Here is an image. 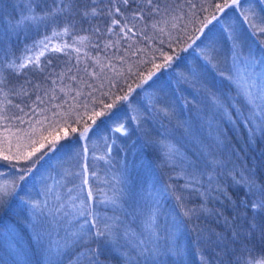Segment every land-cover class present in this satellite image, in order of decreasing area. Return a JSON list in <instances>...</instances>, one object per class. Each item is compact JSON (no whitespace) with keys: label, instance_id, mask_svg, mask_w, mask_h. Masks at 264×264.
Here are the masks:
<instances>
[{"label":"trees","instance_id":"trees-1","mask_svg":"<svg viewBox=\"0 0 264 264\" xmlns=\"http://www.w3.org/2000/svg\"><path fill=\"white\" fill-rule=\"evenodd\" d=\"M30 1L0 0V176L3 174L12 183L20 185L17 194L0 212V264H76L75 257L85 247L99 248L101 264H124L120 255L95 239L70 248L62 256L57 249L50 254L32 242L28 226L35 213L34 205L41 200L42 190L58 178L67 160L75 168L74 182L69 188L62 189V194L68 193L65 196L67 205L61 202L56 210L58 207L66 209L70 214L78 208L80 160L76 159V154L82 148V141L90 150L89 158L93 155L102 160L120 149L135 151L139 162L153 170L156 168L151 173L153 179L155 176L151 193H155L157 187L167 189L166 205L173 203L178 216L183 219L177 232L173 224H168L174 219L163 215L164 211L157 214L158 239L147 247L151 249L155 245L159 253L154 255L149 251L145 256H137L134 249L137 241L149 238L143 224L147 215L142 212V219L133 221L129 228L128 243L123 239L120 241L124 246L119 252L131 257L130 264H264V212L256 215V230L250 229L254 216L251 203L262 193L253 189L248 194L245 186H233L234 178L239 180L241 174L248 176L253 170L257 184L264 185V131L256 127L250 132L252 126L244 123L248 106L234 87H229L228 83L223 86L221 82L229 73L228 69L215 71L214 75L218 77L216 91L222 98L226 97L222 94L227 95L226 92L234 96L238 108L228 103L230 119L224 120L218 128L217 141L205 137L203 144L198 137L202 148L194 146V155L189 158L194 163L190 165L188 161L183 166L185 171L181 178L176 176L182 172L185 162H175L172 168L165 165L160 168L156 161L161 162V152L149 154L148 145H163L164 135H157L155 125L150 121H142L150 115L157 123L153 117L157 114L147 101L138 102L136 108L142 124L139 126L134 121L136 98L132 96L156 82L168 80L183 102L188 100L186 98L193 99L190 92L180 90L179 82L186 81L192 59L196 62L199 57L204 58L209 32L216 27H226L223 16L221 18L224 14L216 8L225 0H152L151 4L148 0H128L127 4L123 0ZM262 1L251 0V7L253 2L259 4ZM230 2L228 0V4ZM231 6L238 12L237 17L246 21L245 10L242 13L233 4ZM31 7L32 11L29 10ZM60 7L65 11L44 15ZM117 8L119 12H116ZM92 9H95L94 14ZM86 11L90 13L88 16L83 14ZM27 14L36 18L27 19ZM214 15L216 19L212 20ZM114 20L119 24H114ZM206 21L211 23L203 32L199 31ZM256 25L264 28L263 22ZM262 41L257 50L264 52ZM161 51L173 56L170 66L161 68L148 84L137 87L153 63H163ZM129 87L133 91L128 101L117 99L128 93ZM108 104L112 107L106 108ZM241 112L244 115H240ZM159 118L158 126L163 129L176 124L164 115L160 114ZM119 123L127 124L131 131L126 138L117 134ZM85 127L88 131L81 136ZM72 128L77 131L72 132ZM65 131L69 133L67 137ZM49 133H58L61 137L51 152H47L49 145L45 141V149L29 160L4 159V156L26 154L34 142L38 146L42 137L51 140ZM152 156L157 160H151ZM101 160L98 159L94 166L92 185L95 189L105 188L117 197L105 183ZM27 168H31V172L20 181L22 169ZM162 168H171V175ZM145 190L139 194L141 198L147 197L148 190L143 194ZM177 196L181 197L180 201ZM242 201H247L248 206ZM180 205L189 209H199L203 205L207 211H197L190 218L183 217ZM135 207L133 201L127 208L131 211ZM115 214L111 211L110 217ZM74 220L61 230L67 229V233L60 236L66 238L83 222L80 218ZM9 229L15 235L7 240ZM234 232L237 233L235 239ZM217 234L222 239L218 240ZM21 239L26 241L24 247ZM62 245L58 246L62 249ZM176 251L178 255L173 254ZM80 264H87V261L81 259Z\"/></svg>","mask_w":264,"mask_h":264},{"label":"rangeland","instance_id":"rangeland-1","mask_svg":"<svg viewBox=\"0 0 264 264\" xmlns=\"http://www.w3.org/2000/svg\"><path fill=\"white\" fill-rule=\"evenodd\" d=\"M240 1L241 0L234 5V8L238 9L242 13L245 10L243 16L246 21H241L237 17L238 12H234L233 6H231V0L229 7L221 11V13L224 14L221 15V18L223 16V20L225 21L227 28L225 27L222 29L216 27L208 34V42L206 50L203 53V57L209 54L210 46L215 47L217 55L216 59L212 61V65H215V67L210 64H206L204 58L199 57L196 62L192 59V66L188 70V74L186 73V81L179 82L180 90H184V92L188 91V93L190 92L191 96H193L192 100L186 98L188 99L186 101L187 103L181 101L182 99L179 98L178 93L174 90V88L169 85L168 80L156 82L150 87L151 90H149V86H146L144 90H139L138 92L136 91V93L132 96V98H136V103L133 105L134 113H137L136 108L139 106L138 102L147 101L148 105H151L152 107L151 110L157 114L156 116H153L154 119L157 120V123L150 115H147L148 117H145L142 121H150L157 129L156 134L160 135V137L164 135L162 137V143L164 146L158 143L148 145L149 154L152 155L153 153L156 154L155 152H161V162L155 159V156H152L151 160H157L156 162L160 168L164 165L169 167L171 166L172 168L175 166V162H185V165L183 164L182 167L180 166L182 172L176 176L177 178H181V176L184 175V167L188 164L187 162L189 161L190 155H194V146L197 145L202 148V143L198 144L200 142L199 138L202 139V142L205 137L208 140L213 141L214 139L217 141L219 131L218 128L221 127L224 120L229 121L230 119L229 116L224 114V110L217 109L210 99V94L212 93L219 95L216 91V85L218 83L216 81L218 80V77L214 75L215 71L219 68L228 69L229 73H226L227 75H225V78L221 80V82L223 86L228 83L227 85H229V87H234L236 89V93L237 88L235 87L233 81L241 84L249 81L253 83H264V81H258L257 79L259 74L264 73V52L257 50L259 41L261 42V40H263L262 42H264V33L259 31V29L263 27L256 25V23L259 22L264 23V0L259 4L253 2L252 7L250 4L251 0H244L243 2ZM29 3H31L30 0ZM29 10L32 11V7ZM26 16L27 19L31 18V14H27ZM27 19H24L23 21ZM25 23L26 22L18 24V27L24 25ZM230 27L231 29H228ZM230 37H236L235 51H233V41L230 40ZM193 70L200 74V78L198 80H193L191 75ZM229 75H231L232 81L227 79ZM205 85H207V87H205ZM226 93L227 95L222 93L226 96L225 98H222L219 95L224 107L227 109L228 103H232L235 108H238L235 97L228 92ZM240 99L242 101L244 100L241 96ZM165 108L168 110L167 115L163 111ZM160 114L161 116L164 115L176 124L170 127L167 125L168 127L165 129L161 128L158 126V121L161 120L159 118ZM139 118L140 115L137 113L134 117V121L140 126L142 122L140 124ZM121 125H123L122 130ZM117 132L121 138H126L131 131L129 127L127 128V124L119 123L117 125ZM82 143L80 152H77L76 154V159L80 160V177L79 184L77 186V190L80 193L78 196L76 195V201L79 202L78 207L81 206V201L86 200L88 207L96 212L100 217L102 216V218L110 217L111 211H113L116 213L115 216L120 217L123 221L125 220L124 224L130 229L133 226L132 222L136 221L139 217L140 218L138 220L142 219V212H145V214L148 215L150 209L159 208V213L157 214H162L164 211L165 213H163V215L170 220H173L176 216H178L177 208L174 207L173 203L166 205L167 199L165 189L157 187L155 189V193H151V187L152 184H154L152 180H155V176L153 179L151 173L156 171V168L153 170L151 166L139 162V160L136 159L135 151H130L128 148L120 149V151H115L111 154L107 153V155H110L101 160V157L93 158V155L91 156L92 158H89L88 156L90 155V150H88L86 142L82 141ZM173 147L178 149V151L174 152ZM107 151L110 152V148H107ZM98 159L101 160L102 167L104 169L105 183L119 196V198L118 196L114 197L110 195L105 188L95 189L93 187L91 180L94 173L92 172L94 171L93 169L94 166H96L95 164ZM171 168H168L167 170H163L162 168V170L167 172L170 176ZM74 172V165L67 160L58 178L52 181L51 185H47L44 190H42V194L40 195L41 200L35 206V213L37 217L34 212L31 215L32 223H30L28 229H30L29 232L32 237V242L40 247L41 250L45 249V251L50 254H53V250L57 249L58 245L63 244L62 246H64L70 239V235L72 233H77L80 229V225L83 223L82 222L79 225V228H73L71 230V234H69L66 238L60 236V234L64 235L67 233V229L63 232H61V230H63L70 220L72 223L75 221L66 209L59 208L61 202H64L67 205L65 196L68 193L62 194V189L65 190L73 185L74 179L72 174ZM94 178L100 180L97 176ZM5 184L11 187L12 181L1 174L0 185ZM143 189H146L143 191V194L148 190L145 194L147 195L146 198H141L142 196H139ZM89 191L92 193L91 197H88ZM11 198H9V202ZM112 200H115V204L110 202ZM133 201L136 207L130 211V208L127 207L129 206V203H132ZM58 205V210H56ZM157 217L158 216L156 215V220ZM56 221L60 222L58 227L56 226ZM168 224L171 226L173 223ZM7 233V240L12 239L15 235H12V229H9ZM16 242L19 243L18 240ZM25 244L26 241H22L21 239V246L24 247Z\"/></svg>","mask_w":264,"mask_h":264},{"label":"snow or ice","instance_id":"snow-or-ice-1","mask_svg":"<svg viewBox=\"0 0 264 264\" xmlns=\"http://www.w3.org/2000/svg\"><path fill=\"white\" fill-rule=\"evenodd\" d=\"M125 4L128 3V0H123ZM239 2V0H232V4L235 5ZM148 3L151 4L152 0H148ZM194 7V5H193ZM229 7L228 0H225L223 5L217 4L216 8L218 11H223L224 8ZM65 8L60 7L57 9H53L51 12H48L44 15H53L57 12H64ZM119 8L116 9V12H119ZM91 13H95V9L91 10ZM85 16H88L89 12L83 13ZM31 18H36L35 16ZM216 16L214 15L212 17V20H215ZM114 24H119V21L114 20ZM211 21H206L204 26L199 29V31L203 32L204 27H206ZM67 31V27L64 29ZM261 33H264V28L259 29ZM230 40L233 41V51L236 49L235 41L236 37H230ZM160 55L163 57V63L162 64H152V68L148 70L146 75H142L141 77V83L137 85V87H141L142 85L148 84L149 81H152L153 77L156 75L157 72L160 71L161 68H167L170 66L171 61L173 59L172 55H169L166 52L161 51ZM216 49L213 46L209 47V54L204 57L205 63L212 65V61L216 59ZM215 67V65H212ZM20 67H23L21 65ZM192 78L193 80H198L200 78V74L197 73L195 70L192 72ZM223 76L224 74L221 73ZM230 81H232L231 75L227 77ZM258 81H264V73L259 74ZM235 87L237 88V95L241 96L244 99L245 104L248 106V114L245 117L244 123L249 124L252 127L249 128V131L252 132L256 127H259L261 131H264V83H253V82H245L243 84L234 82ZM207 87V85H205ZM133 91L131 87L128 89V93H126L123 96L117 97L119 100L128 101L129 94ZM210 99L212 100L214 106L217 107V109H223L224 114L226 116L230 117V113L227 111V109L224 107L223 102L221 101V98L219 95L212 93L210 94ZM103 104V101H101ZM106 108H111L112 105L108 104L105 105ZM165 114H168V110L165 108L163 109ZM95 115H101V113H95ZM240 115H244V113H240ZM259 122V124H257ZM123 129V125H121V130ZM72 132H76V128L71 129ZM88 131V128L85 127L84 131L80 133L81 136L86 135ZM49 135L52 137L51 140L48 139V137H42L41 141L38 142V146H36L37 142H34V145L31 149V151L27 152L26 154H21L16 157H9L4 156L5 160L9 159H23V160H29L31 157H33L36 153L41 152V149H45V141H47L49 147L47 148V152H51L54 148H56L57 142L61 139L59 134L53 135L52 133H49ZM69 133L67 131L64 132V136L67 137ZM86 150V149H85ZM173 151H178V149H175L173 147ZM47 152L44 154L46 155ZM190 165H193L194 162L189 161ZM219 163V162H214ZM15 167V165H13ZM32 167H35V164L32 165ZM31 168L22 169V173L19 176L20 181H24L25 178L29 175L31 172ZM19 184L13 182L11 187H9L7 184L0 185V212H2L9 203V198L14 197L17 194V189L19 188ZM233 186L234 187H240L245 186L247 189L248 194H251L253 189L256 191H259L262 193L260 197H257L254 199L251 203V209L254 213L253 216V222L250 224V229L252 231H255L257 228V224L255 223L256 215H258L260 212H264V185L257 184L255 180V173L254 170L249 172L248 176H244L243 174L240 175V179L236 180L233 179ZM167 191V189H165ZM92 193L91 191L88 192V197H91ZM177 201L181 200V197H176ZM111 203L115 204V200L110 201ZM242 203L247 207V201H242ZM35 207V205H34ZM182 210V216L183 217H191L192 215H195L197 211H207L203 205L199 207V209L196 208H186L184 205H180ZM159 212V208L150 209L149 214L143 221L145 230L148 232V240H140L139 243H137L134 246V249L136 250L137 256H145L146 253L151 251L154 255H158L159 249L154 245L151 249L147 247L149 243H151L153 240L158 239L157 235V229L158 225L156 223V215ZM69 215H72L73 218H80L83 220V223L80 225V229L77 233H74L71 235L70 239L65 243L64 247L61 249L59 246L57 248V252L62 256L65 252H67L71 247L79 246V245H86L90 243L93 239L97 241H103L106 245H108L113 252L120 255L124 264H130L131 257H129L126 253L119 252V248L123 247L120 243V241L123 239L125 243H128V238L131 234V230L124 224V221L121 220L120 217L113 216V217H100L96 212H94L92 209H90L86 203V200L81 201V206L78 208H74V211L70 213ZM227 223V220L225 221ZM60 224L59 221H56V226L58 227ZM183 225V219L181 216H176L173 220V226L176 229L177 232L180 231L181 226ZM250 235V233H248ZM237 233H233V238H236ZM218 240L222 239L220 234H217ZM101 252L99 248H83L80 253L77 254L75 257L76 264H80V260L84 259L87 261V264H101L99 260ZM174 255H178V251L173 252Z\"/></svg>","mask_w":264,"mask_h":264}]
</instances>
